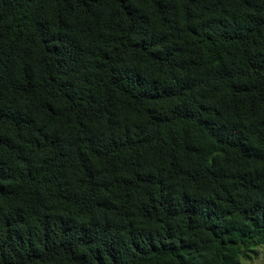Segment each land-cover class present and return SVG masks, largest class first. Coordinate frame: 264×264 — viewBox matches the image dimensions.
Segmentation results:
<instances>
[{"label":"trees","instance_id":"16d2710c","mask_svg":"<svg viewBox=\"0 0 264 264\" xmlns=\"http://www.w3.org/2000/svg\"><path fill=\"white\" fill-rule=\"evenodd\" d=\"M257 247L264 0H0V264Z\"/></svg>","mask_w":264,"mask_h":264},{"label":"rangeland","instance_id":"374dc122","mask_svg":"<svg viewBox=\"0 0 264 264\" xmlns=\"http://www.w3.org/2000/svg\"><path fill=\"white\" fill-rule=\"evenodd\" d=\"M255 254H250L247 259H242V264H264V247H257L253 249Z\"/></svg>","mask_w":264,"mask_h":264}]
</instances>
